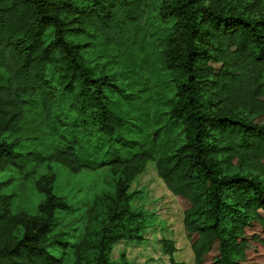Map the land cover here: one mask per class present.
I'll return each mask as SVG.
<instances>
[{
  "label": "trees",
  "instance_id": "1",
  "mask_svg": "<svg viewBox=\"0 0 264 264\" xmlns=\"http://www.w3.org/2000/svg\"><path fill=\"white\" fill-rule=\"evenodd\" d=\"M152 9L167 26L157 58L144 29ZM90 37L130 67L102 71L84 56ZM134 49L155 75L139 72ZM35 116L52 139L23 151L12 135ZM50 156L117 172L102 224L71 264H127L110 252L137 238L128 190L149 161L182 210L194 264H264V13L234 0H0V171ZM53 182L39 178L29 216L0 194V264H65L49 251L68 246L52 235L70 209Z\"/></svg>",
  "mask_w": 264,
  "mask_h": 264
},
{
  "label": "rangeland",
  "instance_id": "2",
  "mask_svg": "<svg viewBox=\"0 0 264 264\" xmlns=\"http://www.w3.org/2000/svg\"><path fill=\"white\" fill-rule=\"evenodd\" d=\"M162 0H153L159 3ZM242 8L246 7L251 14L264 13V0H234ZM148 10V9H147ZM147 25L144 26L149 39V50L152 58L158 57L161 49L159 41L167 26L160 21L154 9L147 14ZM84 56L102 71L113 74L130 67L127 54L119 53L117 49H110L103 40L97 37L87 38ZM153 43V44H152ZM137 61L142 63V74L155 75L147 66L144 53L134 49ZM122 79V78H121ZM120 79V80H121ZM123 83L124 80L122 81ZM125 109L135 115L128 105ZM262 111H259L261 114ZM255 115V114H253ZM251 115V117H253ZM40 117L35 116L30 124H25L12 137H23L21 150L42 149L36 138L44 137V144H48L51 137L42 135ZM33 126V127H32ZM10 138V135H8ZM11 139V138H10ZM243 174L258 175L253 168H239ZM49 175L54 179L53 191L56 196L63 198L70 205L67 211L57 213V221L52 235L55 239L67 241L66 248L51 247L50 253L62 258L65 264H71L74 259L75 244L87 231L101 225V220L113 195L117 172L115 168L103 166L98 169L82 168L73 170L61 159L46 158L40 164H32L20 172L13 167L0 171V194L7 196L11 203V211L15 216L32 215L42 195L37 189V181L42 175ZM128 193L133 213L142 216L140 231L134 240H122L112 246L110 259L124 260L127 264H194L193 254L187 242L183 229V214L175 197L166 188L158 176L155 163L147 162L144 169L131 182ZM169 242V244H165ZM170 246L172 247L169 252Z\"/></svg>",
  "mask_w": 264,
  "mask_h": 264
}]
</instances>
